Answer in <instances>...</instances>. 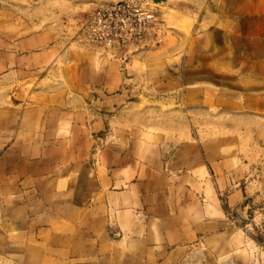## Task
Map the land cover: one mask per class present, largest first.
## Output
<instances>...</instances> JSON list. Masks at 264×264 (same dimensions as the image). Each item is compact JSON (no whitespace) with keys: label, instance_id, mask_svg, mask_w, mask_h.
Segmentation results:
<instances>
[{"label":"crops","instance_id":"1","mask_svg":"<svg viewBox=\"0 0 264 264\" xmlns=\"http://www.w3.org/2000/svg\"><path fill=\"white\" fill-rule=\"evenodd\" d=\"M109 1L0 0V264H253L264 0L158 2L126 64Z\"/></svg>","mask_w":264,"mask_h":264},{"label":"built area","instance_id":"2","mask_svg":"<svg viewBox=\"0 0 264 264\" xmlns=\"http://www.w3.org/2000/svg\"><path fill=\"white\" fill-rule=\"evenodd\" d=\"M154 0H116L102 3L80 19L81 42L100 47L126 64L133 47L156 34L161 19Z\"/></svg>","mask_w":264,"mask_h":264},{"label":"rangeland","instance_id":"3","mask_svg":"<svg viewBox=\"0 0 264 264\" xmlns=\"http://www.w3.org/2000/svg\"><path fill=\"white\" fill-rule=\"evenodd\" d=\"M248 163L252 184L242 213L247 217L245 227L248 235L254 241L253 264H264V138L255 144L254 155Z\"/></svg>","mask_w":264,"mask_h":264},{"label":"water","instance_id":"4","mask_svg":"<svg viewBox=\"0 0 264 264\" xmlns=\"http://www.w3.org/2000/svg\"><path fill=\"white\" fill-rule=\"evenodd\" d=\"M166 1H169V0H154V2H166Z\"/></svg>","mask_w":264,"mask_h":264}]
</instances>
